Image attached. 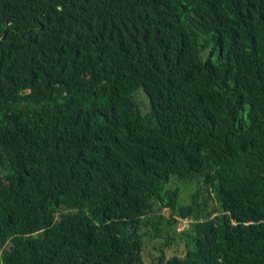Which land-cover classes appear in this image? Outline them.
Returning a JSON list of instances; mask_svg holds the SVG:
<instances>
[{"label":"trees","instance_id":"trees-1","mask_svg":"<svg viewBox=\"0 0 264 264\" xmlns=\"http://www.w3.org/2000/svg\"><path fill=\"white\" fill-rule=\"evenodd\" d=\"M156 203L149 264H264V0H0V264H144Z\"/></svg>","mask_w":264,"mask_h":264},{"label":"rangeland","instance_id":"rangeland-1","mask_svg":"<svg viewBox=\"0 0 264 264\" xmlns=\"http://www.w3.org/2000/svg\"><path fill=\"white\" fill-rule=\"evenodd\" d=\"M142 110L147 109V101L144 96H140ZM170 189L179 187L178 201L183 205H190L193 208L196 204L192 201L191 195L195 191L196 185L193 181L177 182V184H170ZM154 226L147 224L142 229V232L151 233L152 238L146 239L143 250L144 264H149L151 259L159 254V250L166 251L167 243L171 247L166 251L167 255H171L175 251L182 253L186 246L191 247L190 241V225L193 222L191 217L180 218L169 207H165L162 203H156L153 210L147 215ZM174 219L176 222H173Z\"/></svg>","mask_w":264,"mask_h":264}]
</instances>
